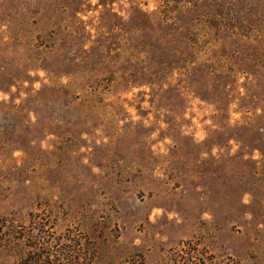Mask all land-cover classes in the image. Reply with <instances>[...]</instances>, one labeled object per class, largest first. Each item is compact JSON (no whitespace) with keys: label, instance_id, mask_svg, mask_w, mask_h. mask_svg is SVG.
<instances>
[{"label":"rangeland","instance_id":"374dc122","mask_svg":"<svg viewBox=\"0 0 264 264\" xmlns=\"http://www.w3.org/2000/svg\"><path fill=\"white\" fill-rule=\"evenodd\" d=\"M29 230L264 264V0H0V264Z\"/></svg>","mask_w":264,"mask_h":264},{"label":"trees","instance_id":"16d2710c","mask_svg":"<svg viewBox=\"0 0 264 264\" xmlns=\"http://www.w3.org/2000/svg\"><path fill=\"white\" fill-rule=\"evenodd\" d=\"M35 223L39 224L38 229L39 227L42 228L40 222ZM26 234L32 238V241L23 245L25 249H23L22 264H106L101 255L98 256L92 250V247L88 246L82 252L71 249L69 245L56 249L52 243L45 241V238H43L44 241H41L40 236L31 234L30 230ZM186 245L184 249L177 252L175 264H207V262L202 263L197 260L199 258L194 245L189 242ZM123 264H145V262L139 256V258H133V260L125 261Z\"/></svg>","mask_w":264,"mask_h":264}]
</instances>
